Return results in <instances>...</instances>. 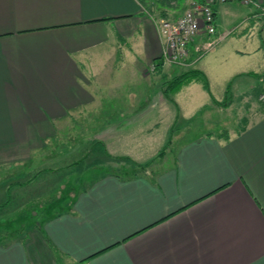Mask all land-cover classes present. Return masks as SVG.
Segmentation results:
<instances>
[{
    "label": "crops",
    "instance_id": "0c3cea01",
    "mask_svg": "<svg viewBox=\"0 0 264 264\" xmlns=\"http://www.w3.org/2000/svg\"><path fill=\"white\" fill-rule=\"evenodd\" d=\"M192 1L0 0V197L10 192L4 172L11 168L19 178L26 160L27 166H39L36 152L50 148L46 143L60 125L98 106L116 105L106 102L120 95L134 97V90L148 89L141 100L159 107V122L172 114L170 98L178 108L175 121L182 123L176 131L181 143L160 156L149 173L95 180L68 209L47 217L34 240L0 241V264H58V259L67 264H264V61L256 65L260 70L254 64L262 45L248 48L250 38L243 35L230 47L249 68L232 65L235 78L246 77L253 106L240 129L223 126L218 134L190 135L205 110L186 114L175 96L199 84L210 94L212 65L194 68L201 58L197 53L211 42L214 49L229 40L234 27L260 16L252 7L244 19L234 5L217 3L216 33L197 35L184 63L172 64L163 58L161 20L177 19ZM218 59L221 66L227 63L225 56ZM193 69L205 74L208 88L193 78L156 102L153 71L170 79ZM259 87L263 92L256 94V103ZM211 99L210 109L230 107ZM124 130H111L107 151L145 160L115 140L130 136Z\"/></svg>",
    "mask_w": 264,
    "mask_h": 264
},
{
    "label": "rangeland",
    "instance_id": "374dc122",
    "mask_svg": "<svg viewBox=\"0 0 264 264\" xmlns=\"http://www.w3.org/2000/svg\"><path fill=\"white\" fill-rule=\"evenodd\" d=\"M226 3L234 5L240 13L243 11L242 17L244 19L248 17L250 10H254L251 6L240 3L239 0ZM258 15L260 17L247 20L246 24L243 23L239 27H234L229 40L223 41L219 46L216 45L214 49H210L215 43L211 42L197 53L201 58L194 68L202 69L206 62L212 65L213 72H210L212 94L205 91L203 86L199 84L192 88L186 86L185 89L175 95L182 106V112L185 111L188 114L190 111L191 115L195 116L205 110L202 116L195 118L197 121L190 127L193 128L190 135L202 134L205 131L218 134L223 126L230 129H240L246 125V119L250 118L253 106L249 107L250 102L245 93L244 80L246 77L243 79L242 77L235 78V75L232 74V65L239 66L242 64V69L249 68H244V63H240L230 47L234 46L233 40H239L241 39L239 36L243 35L250 38L248 48L256 42L262 45V50L257 54L260 61L254 63L255 69L260 70L256 65L264 61V16ZM231 18L226 17L229 26L235 25L234 21L229 20ZM252 40L255 42L252 43ZM244 42L247 41L244 40ZM238 45L242 44L238 43ZM206 54L208 55L205 56ZM224 56L227 58V63L221 66L218 58ZM152 73L154 80H157V83L154 82L152 87L154 99L156 102L161 98L166 101L165 99L171 96L170 93L167 94L166 92L167 83L173 77L164 78V73V77L159 75L160 71L157 74L154 71ZM177 75L174 74L173 76ZM232 80H234L233 86L230 85L227 88V84H230ZM145 83L149 84L150 81H145ZM138 85H141L140 88L143 89L145 84L138 83ZM147 90H134L137 94L134 97L124 98V95H120L121 99L116 98V101L106 102L116 103V105L105 104V108L98 106L97 109L89 110L83 116H74L71 122L60 125L59 133L52 140L47 141L46 144L50 145L49 149L43 148L36 152L35 156L40 159L39 166H27L30 163L26 160L25 171L21 173L24 176L19 175V178H16L14 176L16 171L11 168L7 173H3L4 178L8 176L7 182L10 192L7 196L0 197V205L8 200L10 202L8 205L0 206V241L8 243L12 239L27 238V240H34L42 234V225L47 217L68 209L75 195L89 187L95 180L107 174H114V172L124 176L143 174L145 171L149 173L160 156L167 154L170 148L179 146L182 140H177L179 132L176 131L182 127V123L175 121V116L178 113L177 106L172 99L167 98V110L169 109L168 112L172 114H168V122H159L161 114L158 112L159 107L151 104L143 105L141 100L147 98L145 95ZM258 92L261 93L263 90L259 87L255 97ZM210 95L213 99L215 97L221 102L230 98L232 100L230 107L210 109V102H212ZM255 99L257 103L258 97ZM128 101L131 105L125 104ZM209 115L210 118L206 117ZM204 118L206 121L201 122ZM118 119H120L119 122ZM188 119L185 121L187 126H189L187 123L192 121L194 117ZM118 125L122 129L125 128V134L130 136L115 140H118L121 145L125 144L132 147V150L139 151L142 154L141 158L145 160L140 161L131 155H115L107 151L106 146L111 140L107 138V135L112 134L113 128L119 130ZM39 142L41 140H35L33 144ZM132 160L137 164H133ZM148 162L150 164L147 169L143 171L137 169V166H143L142 164ZM53 166H58V168L53 169ZM47 167L49 168L47 169ZM39 168L41 170L38 171ZM29 179L30 181H28ZM25 181L27 183H22ZM58 264L67 263H63L59 259ZM68 264L71 262L69 261Z\"/></svg>",
    "mask_w": 264,
    "mask_h": 264
},
{
    "label": "built area",
    "instance_id": "2783aa9c",
    "mask_svg": "<svg viewBox=\"0 0 264 264\" xmlns=\"http://www.w3.org/2000/svg\"><path fill=\"white\" fill-rule=\"evenodd\" d=\"M236 0H193L185 12L177 19L161 20V30L165 38L163 57L167 62L183 64L189 56V45L193 39L206 32L213 34L217 30V3ZM244 5L253 7L264 16V0H239Z\"/></svg>",
    "mask_w": 264,
    "mask_h": 264
},
{
    "label": "trees",
    "instance_id": "16d2710c",
    "mask_svg": "<svg viewBox=\"0 0 264 264\" xmlns=\"http://www.w3.org/2000/svg\"><path fill=\"white\" fill-rule=\"evenodd\" d=\"M164 58V57H163ZM158 63H157V66L160 67V65H162V59H158ZM193 78H200L204 81L205 83V86L208 88L209 86V81L207 79V77L205 76V74L200 71V70H197V69H193V70H189V71H186V72H183L177 76H174L168 83H167V88H166V92L167 94L168 93H174L176 92L178 89H180V87L186 83V82H189L190 80H192ZM231 83L229 84L228 87H230ZM215 103L219 104L220 106H223V107H227L231 104V99L229 98L228 100L226 101H219L217 100L216 98L213 99ZM133 164H137L135 161H131ZM150 162L146 163V164H142L143 166H137V169H140L141 171L147 169V167L149 166ZM147 171H145L146 173ZM114 174L118 177H126V178H130V177H135V176H138V175H141V174H137V175H131V176H124L122 175L121 173H118V172H114ZM30 181V180H28ZM22 183H27L26 181L25 182H22ZM87 188V187H86ZM10 202V200L6 201L5 203H3L2 205L0 206H4V205H8V203ZM59 261V259H58ZM79 264V263H77Z\"/></svg>",
    "mask_w": 264,
    "mask_h": 264
}]
</instances>
